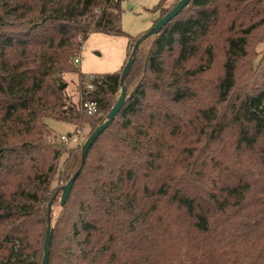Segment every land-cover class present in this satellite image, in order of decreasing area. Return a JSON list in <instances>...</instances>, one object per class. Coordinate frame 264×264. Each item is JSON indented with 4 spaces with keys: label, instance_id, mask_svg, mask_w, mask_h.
Returning <instances> with one entry per match:
<instances>
[{
    "label": "trees",
    "instance_id": "trees-1",
    "mask_svg": "<svg viewBox=\"0 0 264 264\" xmlns=\"http://www.w3.org/2000/svg\"><path fill=\"white\" fill-rule=\"evenodd\" d=\"M179 1L161 0L152 28ZM124 2L0 0V264H43L49 205L84 146L57 141L46 119L88 124L87 139L107 120L152 29L127 35ZM92 33L129 39L120 71L81 73ZM262 45L264 0H192L140 44L124 105L50 216L49 264H264ZM78 73L92 117L60 89Z\"/></svg>",
    "mask_w": 264,
    "mask_h": 264
},
{
    "label": "rangeland",
    "instance_id": "rangeland-1",
    "mask_svg": "<svg viewBox=\"0 0 264 264\" xmlns=\"http://www.w3.org/2000/svg\"><path fill=\"white\" fill-rule=\"evenodd\" d=\"M160 1L125 0L122 13L123 31L131 37H137L151 29L153 23L162 15L160 11H154V8ZM175 2L176 0H169L168 6ZM128 42L129 39L126 36L92 33L83 43L82 50L77 56L81 59V63L77 67L85 75H102L118 72L123 67L125 60L127 61V54L128 56L131 54L132 49L128 53ZM261 48L263 49L264 45ZM81 83L82 78L80 73L65 75L61 80V84L66 85V94L73 98L75 103H79L82 98ZM46 123L53 136L57 137V141L62 136L69 138V141L65 142L67 148L83 145L87 141V135L90 132L88 124L82 130H78V126L76 125L54 119H46ZM63 160H61V163ZM57 187H62V183L56 180L53 188ZM62 194L63 190H60L58 192V202L52 206L50 212V215L53 217V223L62 209Z\"/></svg>",
    "mask_w": 264,
    "mask_h": 264
},
{
    "label": "water",
    "instance_id": "water-1",
    "mask_svg": "<svg viewBox=\"0 0 264 264\" xmlns=\"http://www.w3.org/2000/svg\"><path fill=\"white\" fill-rule=\"evenodd\" d=\"M192 0H180L179 3L174 7L172 11H170L164 18L159 20L155 26L142 38H140L134 47V50L132 52V56L129 58L128 63L126 67L123 70L122 77H121V95L113 109L111 110L107 120L101 124L95 131L94 133L87 139V141L84 143L83 146V152H82V165L77 171V173L72 177V179L67 183V185L64 186L63 188V194L61 197V208H63L66 205V202L70 196V192L72 190V187L81 172L83 166L86 163L87 155L88 152L90 151L91 147L95 143V141L98 139V137L113 123L115 118L117 117L119 111L121 110L122 106L124 105L126 101V87H125V80L128 77L132 66L135 61V56L137 53V50L140 46V44L150 38L151 36L158 35L160 31L170 22L172 21L175 17H177L191 2ZM64 87V84L60 85V89ZM52 210V205H49V223H48V231H47V237L44 245V257H43V264H49V257H50V248H51V243H52V237H53V227L51 225V218H50V212Z\"/></svg>",
    "mask_w": 264,
    "mask_h": 264
},
{
    "label": "built area",
    "instance_id": "built-area-1",
    "mask_svg": "<svg viewBox=\"0 0 264 264\" xmlns=\"http://www.w3.org/2000/svg\"><path fill=\"white\" fill-rule=\"evenodd\" d=\"M75 64L78 65L81 63L80 57H76L74 60ZM93 86L88 85L87 89H92ZM81 108L85 112V114L89 117L94 116L98 113V103L96 101H89V100H82L81 101ZM59 141L61 142H68L69 138L66 136H62Z\"/></svg>",
    "mask_w": 264,
    "mask_h": 264
},
{
    "label": "crops",
    "instance_id": "crops-1",
    "mask_svg": "<svg viewBox=\"0 0 264 264\" xmlns=\"http://www.w3.org/2000/svg\"><path fill=\"white\" fill-rule=\"evenodd\" d=\"M126 58H127V56H126ZM126 61V60H125Z\"/></svg>",
    "mask_w": 264,
    "mask_h": 264
}]
</instances>
